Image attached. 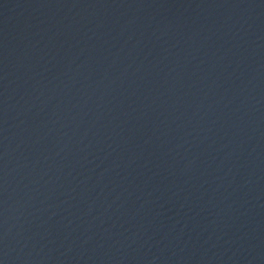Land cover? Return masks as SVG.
<instances>
[{"label":"water","instance_id":"95a60500","mask_svg":"<svg viewBox=\"0 0 264 264\" xmlns=\"http://www.w3.org/2000/svg\"><path fill=\"white\" fill-rule=\"evenodd\" d=\"M264 146V0H0V264H159Z\"/></svg>","mask_w":264,"mask_h":264}]
</instances>
